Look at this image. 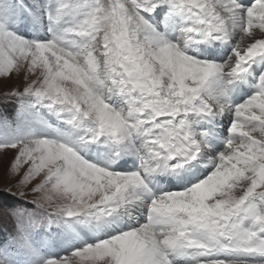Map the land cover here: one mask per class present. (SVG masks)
Masks as SVG:
<instances>
[{
	"label": "snow or ice",
	"instance_id": "obj_1",
	"mask_svg": "<svg viewBox=\"0 0 264 264\" xmlns=\"http://www.w3.org/2000/svg\"><path fill=\"white\" fill-rule=\"evenodd\" d=\"M0 264H264V0H0Z\"/></svg>",
	"mask_w": 264,
	"mask_h": 264
},
{
	"label": "rangeland",
	"instance_id": "obj_2",
	"mask_svg": "<svg viewBox=\"0 0 264 264\" xmlns=\"http://www.w3.org/2000/svg\"><path fill=\"white\" fill-rule=\"evenodd\" d=\"M3 186V181L2 180H0V187H2Z\"/></svg>",
	"mask_w": 264,
	"mask_h": 264
}]
</instances>
